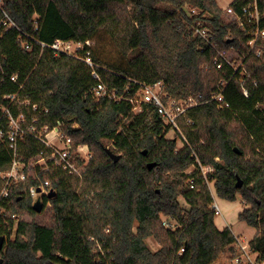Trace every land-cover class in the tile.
<instances>
[{"label":"trees","instance_id":"obj_1","mask_svg":"<svg viewBox=\"0 0 264 264\" xmlns=\"http://www.w3.org/2000/svg\"><path fill=\"white\" fill-rule=\"evenodd\" d=\"M186 5L198 13L189 16ZM231 5L240 11L243 1ZM260 7L264 13V0ZM6 9L26 32H33L37 13L42 41H83L102 66L104 82L120 94L130 83L126 95L132 96L139 87L134 80L163 81L175 99L201 95L205 102L179 118L191 147L178 148L154 106L145 103L134 112L127 100L95 97L90 91L97 80L85 62L55 55L49 47L42 50L36 42L25 50L16 41L17 30L0 37V105H7L4 96L23 83L21 95L38 103V110L15 104V115L38 116V129L61 120L65 134L93 152L83 179L59 167L37 166L11 188L10 203L0 214V235L6 237L1 264H237L244 250L230 227L216 226L207 182L197 171L195 187L188 182L192 174L185 171L195 163L194 151L212 165L209 178L218 196L235 200L239 195L248 204L239 219L257 230L249 245L256 262L264 264V53L246 58L250 96L231 82L224 92L230 107L223 108L210 100L224 76L214 62L215 50L191 30L204 19L220 48L233 45L247 53L249 36L229 20L227 8L217 0H6ZM258 46L264 48V39ZM15 73L18 83L11 79ZM43 146L28 135L20 144L21 159L35 158ZM107 148L121 155L118 161ZM149 162L156 166L150 169ZM10 165L9 150L0 142V173ZM46 179L56 191L52 198L42 197L43 207L52 206L50 221L21 218L38 214L29 190ZM163 216L177 228L164 226ZM148 237L158 241V250L148 246Z\"/></svg>","mask_w":264,"mask_h":264},{"label":"built area","instance_id":"obj_2","mask_svg":"<svg viewBox=\"0 0 264 264\" xmlns=\"http://www.w3.org/2000/svg\"><path fill=\"white\" fill-rule=\"evenodd\" d=\"M242 1L243 5L240 11L233 8L231 3L226 8L229 20L235 21L238 27L249 36L246 43L247 53H241L233 45L229 48H220L215 39L214 30L204 19H197L191 28L194 36L202 38L215 50L214 62L216 67L223 72L224 76L219 81L218 91L213 93L210 100L216 101L223 108L230 107V103L226 100L224 92L231 82H237L240 85L245 97L250 96L248 81L252 77V73L247 67L246 58L248 54L253 52L257 56L264 53V48L258 46L261 40L264 39V27L262 26L264 13L260 7V0ZM184 9L189 16L198 13L196 8H191L188 5ZM34 21L33 32L23 31L6 9V0H0V37H3L12 30H17L18 36L16 41L25 50H32L36 42L42 46V50L45 47H49L54 51L55 55L64 53L85 62L90 68L93 77L97 80L90 91L95 97H108L115 101L127 100L132 104L134 112H140L145 103L154 106L168 126L166 136L168 138H175L177 141L180 140L183 144L182 147H191L179 122V118L185 116L190 108L205 102L201 99V95L175 99L166 91L163 81L147 84L137 80H134V83H138L139 87L132 96L126 95V92L129 91L130 83L126 86L125 92L120 94L117 88L109 87L104 82L99 72V68H102V66L95 61L91 50L85 49L83 41L75 39H57L53 43L42 41L36 33L39 25V15L37 13L34 14ZM18 77V74L15 73L11 76V79L18 83ZM18 84V91L4 96L8 100V104L0 105L2 109V114L0 115V142L7 146L11 155L10 167L0 173L3 181V185L0 188V214L5 210L4 204L6 202L10 203L11 188L19 182L27 180L30 174H32L33 169L37 166H40L43 170L59 167L69 174L81 175L82 163L88 162L93 157L88 144H75L72 137L65 134L62 130L63 122L61 120H58L52 128L49 125H44L38 129V116H33L29 120L23 111L15 115L11 109V106L15 104L31 106L33 110H38V103H33L32 98L29 96L24 97L21 95L20 90L23 87V83ZM44 111L46 113L48 109L45 108ZM186 120L187 123H194L190 118ZM28 135H33L44 146L35 158L25 161L20 157V144ZM193 155L195 156V163L187 171L188 175L192 174L188 182L192 188L195 187L193 173L197 171L209 186L213 196L212 208L215 214H222L221 208L215 200V180L209 178V173L213 172V167L212 165L203 164L195 151ZM50 186L51 181L49 179L41 180L39 185H32L29 191L33 200H36L38 197L42 198L44 195L48 196L51 189ZM38 188L41 191H38ZM163 224L168 228H177L176 222L168 218H163ZM242 247L246 249L245 246Z\"/></svg>","mask_w":264,"mask_h":264},{"label":"rangeland","instance_id":"obj_3","mask_svg":"<svg viewBox=\"0 0 264 264\" xmlns=\"http://www.w3.org/2000/svg\"><path fill=\"white\" fill-rule=\"evenodd\" d=\"M217 1H218L219 6H221L222 8H226L233 0H217ZM99 46L102 47L101 43H99ZM177 146L178 148H181L183 146L180 140L177 141ZM88 162L85 161L82 163V167H83L82 173L81 175H78L80 179H83V176H84L83 171ZM189 168L190 167L186 169L185 173H187ZM186 183H187V179H186ZM214 194H215V200L219 204L221 211H222V214L215 216L216 226L219 229L230 227L233 233L236 232V234L235 233L234 234L237 237L239 244L241 246L246 247V249H243L244 250L243 254L239 257V259H236L235 262L237 264L246 263V262H250L251 264H260L256 262V256L251 251V248L249 245V241L255 236L257 230L249 226L245 221H242L239 219V213L242 212L243 209L248 206V204L245 201H243V199L239 195L237 196L235 200H229V199H225V198L218 196L217 192L215 191H214ZM34 201L35 200H33V203ZM179 201L183 207L189 208V205L187 204V202L185 201L183 197H180ZM5 211H6V208L3 211V213ZM51 215H52V206L51 204H47V206L43 207V210L37 215L31 216L28 214H24L21 216V218L28 220V221L34 220L35 222L39 224H46L50 221ZM14 216L16 215H13V217ZM163 218H168V217L163 216ZM253 231H255V233ZM14 235H15V231H13L12 237H14ZM5 242H6V237H5ZM146 242L153 251H156L160 248V244L154 237H148ZM1 259H3V257L0 255V260Z\"/></svg>","mask_w":264,"mask_h":264},{"label":"water","instance_id":"obj_4","mask_svg":"<svg viewBox=\"0 0 264 264\" xmlns=\"http://www.w3.org/2000/svg\"><path fill=\"white\" fill-rule=\"evenodd\" d=\"M235 150H238V148H235ZM107 152L110 154V156H111L115 161H118L119 158L121 157L120 154L115 153V152L112 151L110 148H107ZM145 152H146V150H145ZM238 152H240V151L238 150ZM155 166H156V163H155V162H149V163H148V167H149L150 169H152V168L155 167ZM241 185H242V181L239 180L237 186L240 187ZM38 191H41V189L38 188ZM55 195H56V191H55L53 188H51L50 191H49V193H48V197H49V198H52V197H54ZM33 209H34L37 213H40V212L43 210V202H42V198H41V197H38V198L34 201V203H33ZM4 244H5V236H4V235H0V251L3 249ZM2 261H3V259L0 260V264L2 263Z\"/></svg>","mask_w":264,"mask_h":264},{"label":"crops","instance_id":"obj_5","mask_svg":"<svg viewBox=\"0 0 264 264\" xmlns=\"http://www.w3.org/2000/svg\"><path fill=\"white\" fill-rule=\"evenodd\" d=\"M218 2V1H217ZM221 7V6H220ZM254 233H255V231H253ZM235 234H236V232H234ZM255 254V256L257 257V254L256 253H254Z\"/></svg>","mask_w":264,"mask_h":264}]
</instances>
